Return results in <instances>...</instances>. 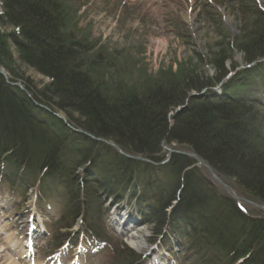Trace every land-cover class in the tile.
Wrapping results in <instances>:
<instances>
[{
    "label": "trees",
    "instance_id": "obj_1",
    "mask_svg": "<svg viewBox=\"0 0 264 264\" xmlns=\"http://www.w3.org/2000/svg\"><path fill=\"white\" fill-rule=\"evenodd\" d=\"M59 1L1 0L0 26L13 31L0 30V70L4 63L14 64L17 55L51 81L38 96L28 85L23 91L0 74L1 184L22 200L36 189L40 207L45 202L61 207L59 223L64 226L54 234L56 247L71 238L80 218L86 233L100 239L107 214L100 194H119L120 199L122 191L133 195L146 213L144 222L154 225L152 242L161 238L163 246L180 234L186 255L198 258L195 264H264V219L247 217L233 199L218 196L199 161L174 153L169 163L155 167L98 141H111L125 154L155 163L166 159V146L176 145L173 149L197 155L233 180L228 184L240 196L263 206L264 152L242 121L257 105L243 98L254 92L250 74L264 64L226 82V98L192 93L216 86L229 72L196 84L185 78L183 88L166 83L131 98L120 87L109 95L88 69L92 47L64 35ZM254 15L264 23L261 11L255 9ZM260 35L248 49L240 48L245 63L264 59V32ZM17 78L12 75L8 81L18 83ZM55 109L66 114L71 128L56 117ZM114 254L120 256V250ZM121 256L124 264H143L141 255Z\"/></svg>",
    "mask_w": 264,
    "mask_h": 264
},
{
    "label": "rangeland",
    "instance_id": "obj_2",
    "mask_svg": "<svg viewBox=\"0 0 264 264\" xmlns=\"http://www.w3.org/2000/svg\"><path fill=\"white\" fill-rule=\"evenodd\" d=\"M59 3L66 38L70 42L84 43L87 49L92 47L86 63L89 71H94L93 81L102 87L103 93L116 95L120 87L130 98L166 83L183 88L185 78H190L188 83L195 84L198 79L213 80L230 70L234 71L235 67L245 66V52L240 48L248 49L264 32V23L260 24L257 15H254L257 7L264 11V0H61ZM0 30L6 34L13 31L1 26ZM98 55L104 58L99 60ZM13 61L14 64L4 63L3 72L9 78L18 76L15 80L28 85L36 95L43 94L42 91L51 82L49 78L22 64L17 55ZM44 95L49 97L51 94ZM261 103L248 112L242 122L249 128L251 136L259 139L257 144L264 152V102ZM55 111L60 117L66 115ZM74 115L77 120L79 116ZM77 121L80 123L79 119ZM167 148L164 150L168 152ZM214 175L221 178L225 186L232 188L228 183L233 180L218 171ZM206 176L217 188L218 196H233L231 190L213 174L206 171ZM233 189L236 193L237 188ZM236 194L232 199L237 207L243 208L248 215L264 219L263 207L255 206L250 199ZM36 195L34 190L27 202L20 199L16 202L12 195L0 189V264H48V256L55 248L52 233L56 231L57 234L64 224L56 226L61 210H55V206L45 212L51 214L49 217L42 215L44 209L37 204ZM120 206L128 205L124 202ZM131 207L135 211L134 205L128 209ZM111 212L108 225L114 224L113 217L121 211ZM32 214L40 225L43 223L46 226L43 230L46 234L37 242L35 259L29 261L25 258L24 234L27 216ZM153 229L154 225L148 224L120 236L116 232L112 235L104 224L102 235L109 242L101 243L96 248L97 254L86 255L84 263L124 264L121 254L132 252L148 261L145 264H150L153 254L159 256L156 247L160 248L161 254L170 256L161 257L165 264L169 258L176 264H195L198 261V258L190 260L185 256L180 246V234L169 237L168 248L162 249L159 241H151L155 236ZM135 241L141 242L143 247L134 248L132 242ZM114 247L120 250V256L114 254Z\"/></svg>",
    "mask_w": 264,
    "mask_h": 264
},
{
    "label": "bare ground",
    "instance_id": "obj_3",
    "mask_svg": "<svg viewBox=\"0 0 264 264\" xmlns=\"http://www.w3.org/2000/svg\"><path fill=\"white\" fill-rule=\"evenodd\" d=\"M0 16H3V7H2V4H1V0H0ZM1 72H3V70L1 69L0 70ZM2 76H4L5 78H8V76H7V74L5 73V72H3V74H1ZM218 84H222V82L220 83H218ZM219 88V91H217L219 94H222V95H225V94H227V87L226 88H224L223 90L221 89V87H218ZM42 120V119H41ZM43 120H46V121H48V119H44L43 118ZM19 124H21V122L19 123ZM15 134V133H14ZM173 149V148H172ZM173 150H175V149H173ZM176 151H178V152H183V151H180V150H176ZM176 153V152H175ZM174 154V153H173ZM206 170H207V172H208V170H209V168L208 167H206ZM161 175L160 174H158V173H155V177H160ZM205 177L207 178V180L209 179L207 176H206V172H205ZM222 184H223V182H221ZM158 187V186H157ZM120 194H122L123 196L119 199L117 196L119 195V194H114L113 196L112 195H105V194H103V193H101L100 195L103 197L102 198V200H104L105 201V207L106 208H111V207H113V205L115 204V202L116 201H119V200H122V199H124L125 201H123V202H120V205H124V202H126V204L128 205V206H131V205H135V204H137V201L134 199V197H133V195H131V193L130 192H122L121 191V193ZM107 205V206H106ZM76 228L77 229H75V232L76 233H80L82 230H83V227H81L80 225H77L76 226ZM132 245L134 246V248H140L142 245H141V242H132ZM143 247V246H142ZM76 259H77V261L79 260L78 258H80V257H75ZM169 261V264H172V262H173V259H169L168 260ZM165 263V262H164ZM168 263V262H167Z\"/></svg>",
    "mask_w": 264,
    "mask_h": 264
},
{
    "label": "water",
    "instance_id": "obj_4",
    "mask_svg": "<svg viewBox=\"0 0 264 264\" xmlns=\"http://www.w3.org/2000/svg\"><path fill=\"white\" fill-rule=\"evenodd\" d=\"M0 74H3V72H1L0 71ZM13 86H18L19 88H21V86L19 85V84H13ZM22 89V88H21ZM61 118V117H60ZM66 123V122H65ZM67 124V123H66ZM108 145H111V146H113V147H115L121 154H123L124 155V153L122 152V150L118 147V146H116L115 144H113V143H110V142H106ZM170 153H172V151H170ZM129 158H131V159H135V160H141L140 158H136V157H131V156H128ZM209 168V167H208ZM209 170H210V168H209Z\"/></svg>",
    "mask_w": 264,
    "mask_h": 264
}]
</instances>
